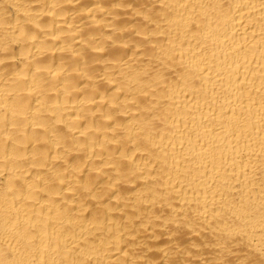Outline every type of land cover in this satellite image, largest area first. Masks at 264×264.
I'll list each match as a JSON object with an SVG mask.
<instances>
[{"label": "bare ground", "instance_id": "bare-ground-1", "mask_svg": "<svg viewBox=\"0 0 264 264\" xmlns=\"http://www.w3.org/2000/svg\"><path fill=\"white\" fill-rule=\"evenodd\" d=\"M0 264H264V0H0Z\"/></svg>", "mask_w": 264, "mask_h": 264}]
</instances>
